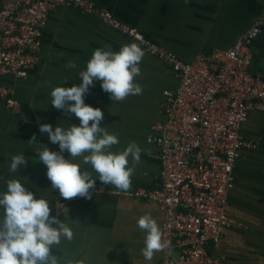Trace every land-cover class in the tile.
Listing matches in <instances>:
<instances>
[{"label":"crops","instance_id":"crops-1","mask_svg":"<svg viewBox=\"0 0 264 264\" xmlns=\"http://www.w3.org/2000/svg\"><path fill=\"white\" fill-rule=\"evenodd\" d=\"M93 2L110 11L122 24L137 29L147 41L186 63L200 55L231 48L264 10V0ZM130 43L136 42L98 18L78 8L58 6L49 12L36 68L24 80L13 76L0 78L1 83L14 90L15 100L20 104L19 113L14 115L0 101V193L7 190V180L15 179L34 198L49 202L50 215L63 221L73 232L70 241L62 237L60 244L52 247V254L59 258L60 264H160L161 261V252L152 261L143 257L144 233L137 227V220L147 214L161 229L164 213L155 202L115 193H91V199H63L58 190L50 188L46 166L38 161L36 146L28 143L35 135L36 143L58 152V144H52L47 133L39 131V126L47 123L53 129L57 125L67 129L71 125L79 126V119L74 114L66 117L64 111L50 104L52 88L78 86L79 72L85 70L96 48L110 46L113 51H119ZM70 60L75 62V68L65 67ZM139 67L141 75L135 82L142 86V94L130 95L122 102L111 101L101 89L100 81H94L84 96L85 104L103 112L101 126L118 137L119 144L112 146V152L122 151L133 141L143 150L128 192L160 185L158 149L146 137L153 133L155 124L165 120L161 108L163 91L174 90L178 85L170 67L153 56L144 53ZM251 71L264 75V59L256 61ZM240 134L254 147L242 151L228 191V210L234 223L222 229L220 241L216 247L209 245L207 252L226 264H264V114L251 112ZM15 155H23L27 160L13 173L8 165ZM62 155L72 160L67 151ZM72 162L80 161L76 158ZM129 166H132L131 158ZM93 178H96L94 172ZM95 183L101 182L97 179ZM107 187L119 191L111 185ZM60 202L65 204L57 207Z\"/></svg>","mask_w":264,"mask_h":264},{"label":"built area","instance_id":"built-area-1","mask_svg":"<svg viewBox=\"0 0 264 264\" xmlns=\"http://www.w3.org/2000/svg\"><path fill=\"white\" fill-rule=\"evenodd\" d=\"M58 6L78 8L129 36L144 53L169 66L178 81L176 89L163 91L165 120L146 137L158 149L160 185L119 192L95 183L90 193H115L159 206L164 213L161 232L170 241V247L161 251L160 264H226L209 255L207 247H216L222 229L234 223L228 191L242 151L254 147L240 128L251 112L264 114V75L251 71L252 43L264 26V10L231 48L186 63L93 0H2L0 78L24 80L36 68L49 12ZM0 101L12 114L19 113L14 90L1 82Z\"/></svg>","mask_w":264,"mask_h":264},{"label":"clouds","instance_id":"clouds-1","mask_svg":"<svg viewBox=\"0 0 264 264\" xmlns=\"http://www.w3.org/2000/svg\"><path fill=\"white\" fill-rule=\"evenodd\" d=\"M143 56L144 52L136 43L123 45L119 51H113L110 46L96 48L85 70L79 72L78 86L52 88L50 104L64 111L66 117L74 114L79 126L71 125L67 129L58 125L53 129L47 123L39 126V131L47 133L52 144H58V152L36 143L35 135L28 143L36 146L38 161L46 166L50 188L58 190L63 199H91L90 190L97 179L119 191L130 189L131 177L141 163L143 150L133 141L122 151L112 152V146L119 144V139L101 126L103 112L85 104L84 96L94 81H100L101 89L111 101L122 102L130 95L142 94V86L135 78L141 75L139 64ZM65 67L75 68L76 64L70 60ZM65 151L72 160L79 158L80 162L65 159L62 155ZM129 158L132 166H129ZM26 160L23 155L13 156L9 171L16 173ZM81 168L86 170L81 171ZM6 186L7 190L0 193V264H60L59 258L52 254V247L59 245L62 237L72 239L70 227L50 215L49 202L34 198L19 180H7ZM137 227L144 233L141 253L146 260L152 261L156 253L170 247V241L163 238L159 225L150 215L141 216Z\"/></svg>","mask_w":264,"mask_h":264},{"label":"water","instance_id":"water-1","mask_svg":"<svg viewBox=\"0 0 264 264\" xmlns=\"http://www.w3.org/2000/svg\"><path fill=\"white\" fill-rule=\"evenodd\" d=\"M253 59L252 66H255V62L264 59V26L261 28V32L253 41Z\"/></svg>","mask_w":264,"mask_h":264}]
</instances>
